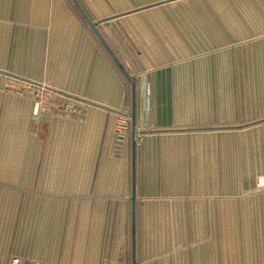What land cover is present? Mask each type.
Wrapping results in <instances>:
<instances>
[{"label":"crops","instance_id":"1","mask_svg":"<svg viewBox=\"0 0 264 264\" xmlns=\"http://www.w3.org/2000/svg\"><path fill=\"white\" fill-rule=\"evenodd\" d=\"M77 1L118 21L144 68L136 264H264V0ZM0 72L79 110L35 116L0 80V264H131L130 138L114 147L130 85L113 58L70 0H0Z\"/></svg>","mask_w":264,"mask_h":264},{"label":"water","instance_id":"2","mask_svg":"<svg viewBox=\"0 0 264 264\" xmlns=\"http://www.w3.org/2000/svg\"><path fill=\"white\" fill-rule=\"evenodd\" d=\"M73 6L80 13L82 18L91 28L93 33L97 36L103 47L113 58L114 62L120 69L121 73L127 79L130 85V149H131V188H130V202H131V264L135 262V153H136V136L137 131L135 127V85L133 75L141 73L143 66L139 60L138 53L134 45L128 44L126 40L130 42L126 34L121 29L119 22L112 20L111 22H103L100 25H96L86 14L82 6L77 0H70ZM118 35V36H117ZM117 41L116 44L113 41ZM108 41L111 45L108 44ZM116 52L113 51L112 47ZM121 59L118 58V55Z\"/></svg>","mask_w":264,"mask_h":264},{"label":"built area","instance_id":"3","mask_svg":"<svg viewBox=\"0 0 264 264\" xmlns=\"http://www.w3.org/2000/svg\"><path fill=\"white\" fill-rule=\"evenodd\" d=\"M9 80V78H8ZM15 80L16 82L22 84V88H14L16 85L12 82L5 84V87L8 92H16L17 94L20 93H28L30 94L35 101L34 104V115L40 117L44 110H47L49 114H51L50 108L43 103V100H51L52 98L56 99L55 106L51 109H54L56 112L61 111L63 114L72 115L79 112L77 109V102L70 100L59 98V95L56 91L51 90L49 87L45 86L44 84H37L30 81L22 80V79H10ZM41 96H45L41 98ZM45 111V112H47ZM116 122H115V140H114V147L116 152H121L123 147L128 141V134H129V115L117 112L116 114ZM116 144V146H115ZM257 186L261 189H264V175L257 178ZM20 258H15L13 260V264H21ZM27 264H31V262H27Z\"/></svg>","mask_w":264,"mask_h":264},{"label":"rangeland","instance_id":"4","mask_svg":"<svg viewBox=\"0 0 264 264\" xmlns=\"http://www.w3.org/2000/svg\"><path fill=\"white\" fill-rule=\"evenodd\" d=\"M8 78H9V80H8ZM10 79H17V77H13V76H9V75H5L4 73H1L0 72V80H1V82H3V86L5 87V84L7 83H9V82H12V83H14L16 86L14 87V88H22V84L20 85V83H18V82H16L15 80H10ZM18 79H21V78H18ZM22 80H24V79H22ZM27 81V80H26ZM34 83V82H33ZM38 84V83H37ZM3 90L6 92V93H10L12 96H15V97H19V98H26V99H31L32 100V103H33V106H32V113H33V115H34V104H35V101L33 100V98L31 97V96H29L30 94H28V93H20V94H17L15 91L14 92H8L7 91V89L6 88H3ZM43 97H45V96H41V98H43ZM43 103L45 104V105H47L48 106V108H52V107H54L55 106V104L54 105H51V100H43ZM50 106V107H49ZM50 108V110L49 111H51V114L52 115H56V114H58L54 109H51ZM45 111H47V110H44L43 112L44 113H48L49 114V112L47 111V112H45ZM117 113V112H116ZM65 116H71V115H66V114H64ZM72 115H75V114H72ZM115 122H116V120H115ZM129 138H130V119H129V134H128V140H129ZM137 139H138V136H136V143H137ZM115 146H116V144H115ZM18 195H20V196H23L22 194L23 193H21V192H16ZM32 205V204H31ZM32 206H34V205H32ZM14 209L16 210V212H15V216H14V219H15V221H16V223H18L19 225L21 224V217H22V215H23V212H22V207H20L19 206V204L18 205H14ZM23 209H25V210H27L28 212H30L28 209H26V207H23ZM13 229H14V231H13V233H15V230L17 229V225L15 226V227H13ZM19 258V256H16L15 254L13 255V256H11L10 257V259H9V264H13V260L15 259V258Z\"/></svg>","mask_w":264,"mask_h":264}]
</instances>
